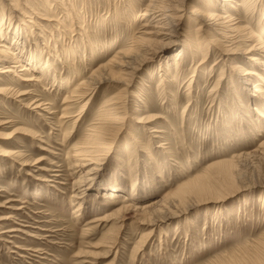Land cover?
I'll use <instances>...</instances> for the list:
<instances>
[{"label":"rangeland","instance_id":"obj_1","mask_svg":"<svg viewBox=\"0 0 264 264\" xmlns=\"http://www.w3.org/2000/svg\"><path fill=\"white\" fill-rule=\"evenodd\" d=\"M12 1L0 0V16L5 12L14 20L9 29V23L3 27L8 33L1 49L17 53V40L28 46L18 60L33 59L30 67L36 69L19 75L40 82L0 74V84L31 92L16 100L0 96V148L16 153L0 156V264H264V118L255 112L264 114V66L249 61L250 43L226 39L230 54L209 53L189 87L192 66L202 56L181 57L184 74L175 63L197 36L190 32L196 16L189 12L204 0H20L29 6L40 1L33 10L42 18L28 11L34 24L23 20ZM54 2L66 10L76 7L77 15L70 19L72 11L67 14ZM159 2L171 15L170 24L162 30L153 29L155 22L148 25L153 33L169 34L174 43L168 46L163 36L131 31L144 23L141 11ZM46 3L58 16L47 13ZM221 4L222 12L245 27L244 10L237 15L230 3ZM55 16L77 31L57 36L58 23L53 29L43 18ZM85 18L81 31L77 21ZM258 22L255 16L250 27L264 36V19L260 27ZM88 33L96 41L84 39ZM140 37L149 39L144 45L158 52L155 58L137 50L125 57ZM207 37L225 43L218 33ZM260 54L264 61V51ZM219 56L223 61L214 66ZM0 59V67L16 62ZM243 70L256 76L243 77ZM99 80L90 108L74 125L71 117L81 105L66 109L65 98L78 84ZM254 85L263 93L254 92ZM120 89L127 92L123 101L130 116L160 119L148 125L124 119L129 126L122 134L106 129V155L96 154L97 164L76 168L82 140L100 126L104 102ZM34 101L42 109L35 110ZM65 112L70 119L62 120ZM152 127L162 131L159 138L149 133ZM91 154L96 159L95 149ZM196 182L204 193L187 190Z\"/></svg>","mask_w":264,"mask_h":264},{"label":"bare ground","instance_id":"obj_2","mask_svg":"<svg viewBox=\"0 0 264 264\" xmlns=\"http://www.w3.org/2000/svg\"><path fill=\"white\" fill-rule=\"evenodd\" d=\"M47 1L49 2V0H47ZM204 1H205L204 4H203V2L197 3V6H199V8L196 9L195 7H192L190 12H189L192 15L196 16V19L193 20V23L191 25L192 28H195V30H191L190 32L192 34H196L197 36L193 41L189 42V44H187L186 46H184V48H182V50L177 55V61L175 63L176 70L178 71L180 69V72L182 74H184L183 64H182V61H180L181 57H184V60H185V56L191 57L192 59H196V57H198L199 55L202 56L200 62H198L197 65L192 66L193 73L191 74L190 80L187 82L189 84V87H192L195 83V81L193 79L198 74V68L202 67L203 64L209 60V58H208L209 53L212 54L213 51L219 50L221 55L228 56L230 54L229 51H232L233 49L227 48L229 46L226 45L228 43V41H226V39L227 40H234V38H236V39H241V40H245L246 42H249L250 43L249 46L245 45L246 47H248L245 54L250 56L249 61L251 63L256 64L257 66H259V65L264 66V61L259 60V58L257 57L258 55H261L260 54L261 52L264 51V36L260 33V31L257 34V32L255 30H252L253 28L250 27L251 26L250 22L255 18V16H256L257 20L259 21L257 27H260L261 23H263L264 0H204ZM54 3L56 4V7L59 8V10L64 9L67 14H70L69 11H72L71 14L69 15L70 19L77 15V13L74 11V9H76V7H73V8L69 7L66 10L65 9L66 6L63 8H62V6L61 7L58 6V4L60 2H54ZM221 3H223V4L230 3V6H231L230 8L235 10L234 13H236V11L244 10L245 16H246V21L245 22L243 21L241 23H246V24H244L245 27L239 28V26H237V25H240V24H239V22H237L236 18H233V16L230 15L229 12H226V13L222 12L225 10H224V7L222 8ZM29 4L31 6L26 5V4H22L20 0H14L11 3V7L13 9H15V11L16 10L20 11V15L23 17V20H24V18H30L32 20H30L28 23L34 24L35 23L33 21L34 17H30L28 15V11L33 13V15H35L37 18H42L41 16H39L37 11L33 10V8H40L41 3L39 1L37 4L35 2L34 3L29 2ZM22 5L24 7H26L27 9L24 8ZM163 5L164 4L162 2H159V5H155V4L150 3L148 6H146L140 13V20L141 21L144 20V23L140 24L138 29L134 30L135 27H132L131 28L132 33L147 34V35H151L153 37V35L157 34V33H153L150 31V27L152 26V25H148V24H150L149 23L150 21L155 22V24H157V26H154L153 29H161V30L166 29L165 26H168L170 24L169 19H172V17H171V15H166V13H165L166 6L164 7ZM52 6H53L52 3H49V4L46 3L45 7L47 9V13H49V14L53 13L56 15L55 11L57 9L52 7ZM107 13L110 14V11ZM56 16H58V14ZM56 16H55V18H49V19H46L45 17H43V18L48 21L49 26L51 28L55 29L56 28L55 24H57V23L62 28V29L61 28L59 29V34L57 36H61L62 34H65V31H67V32H69V31L76 32L77 31L76 28L73 29L74 27L68 29L69 26H67L64 23V21L61 22L60 20H56ZM247 16H250V17L247 18ZM259 18H261V19L259 20ZM150 19H152V20H150ZM176 19H182V16H180ZM12 21H14V20H13V17L11 14L8 15V14H5V12H4L0 16V55L3 58V62L9 61V60L10 61H14V60L16 61V62H12L11 65L9 64L6 67H0V74L1 75L14 74L15 77H18L19 79H21L25 83L40 82V80L33 75L31 77L25 76L23 78L19 75L20 74L19 72L29 74V73H32L34 69H36L34 63H33L34 69H31V67H30V66H33L32 65L33 59L28 58L29 63H27V62L24 63L23 60H18L20 57H22V54L24 53V51L28 50L27 49L28 46H26L23 42L20 43V41L17 40V42H15L17 48L16 47L15 48L18 50L19 53L18 52L15 53L16 50L13 51L12 48H6V50L1 49V48L5 47L2 43L5 42L3 40H6V37H7V35H5L6 34L5 32H7V31L4 30L3 27L9 23V25H8V29H9L13 24ZM19 21L22 22V20H20V18H19ZM36 23H37V21H36ZM85 23H86V18L83 19V21H77V25H76L77 29L79 28L82 31L83 29L81 27V24L85 25ZM22 24H24L26 29H28L27 24H25V23H22ZM209 26H212L214 30L210 31L208 29ZM107 30H108V27L105 29V32H107ZM96 32H98V30L97 31L95 30L94 34ZM212 32L218 33L219 35H221V37L225 40V43H221L220 41H218L217 39H214V38L211 39V41H208L209 39L207 36L209 33H212ZM18 33L19 32H17V34ZM48 33L49 32H47V34ZM52 34L50 33L51 38L57 37L56 35L54 36V34L53 35ZM83 34H85V33H83ZM94 34L88 33L87 35H85L86 37L84 39L87 38V41H93V40L96 41V38L92 37V36H96ZM157 35L163 36L164 40L168 41L167 42L168 44L166 46H168L170 43H174L172 41V38H169V34H167L166 32L159 31V33ZM38 36L40 37V35H38ZM45 38H46V36H45ZM82 40H83V38H82ZM147 40H149V39H147L145 37H140L137 40H132V46H134V47L130 48V49L127 48V52H125V54L127 56H125V57L132 58L131 57L132 53L134 52V50H137L138 52L143 53V56L145 55V57L150 56L152 58H155L158 55V54L157 55H155V54L158 52L156 50L152 51V49H150V48H148V46L144 45V44H146ZM70 41H72V38ZM55 42H59V40L56 39ZM71 43L69 44V47H70L69 50L71 49V51H70L71 54L69 56L74 57L75 53H76L77 44L75 41V43H74L75 44V47H74L75 50L73 51V44H71ZM184 45H185V43H184ZM88 47H90V46H88ZM91 48H92V46H91ZM60 49L62 51L61 55L66 53V51L65 52L63 51L64 50L63 47ZM69 50H67V52ZM90 54L92 55V50L90 51ZM10 55H13V56H10ZM0 60H2V59H0ZM222 61H223V59H221V57L219 56L217 58L216 62L214 63V66L219 65ZM46 64L47 63H45V65ZM166 69H167V67H166ZM123 70L126 71L125 69H123ZM167 72H169V70H167ZM180 72H179V75H180ZM252 72L243 70L241 73V76L246 77V78H250L249 76H252V75L256 76V74H254ZM110 73H111V76L114 77L115 74L112 73L111 71H110ZM164 81H166V80H164ZM100 82H101L100 80L97 83L82 82V83L78 84L77 86H75L73 88L72 92L65 98L64 104H66V109H72V106H80L81 105V107L79 108L80 110H79L78 114L74 115L73 117H71L72 116V115H70L71 113L65 112L63 114L62 120L70 119V117H71V121L74 123V125H76V123L79 122V119L83 116V114L87 111V109L90 108V104H92L91 101L97 95L96 93H98L97 92L98 87H100L102 84V82L101 83ZM106 82L108 83V81H106ZM263 82H264V80H263ZM256 88H257V85H254V92H257L259 94L263 93L261 90L256 89ZM125 94H127V92L125 90L123 91L120 89V90H118V92L111 95L112 97H110L109 99H106V101L104 102V104L101 108V111H100L101 113L99 114V118H101L100 126L98 128H94L93 130H90V134H88V135L86 134V136L84 137L85 140H88L91 143H84L85 140H82V149L80 151L76 152L77 155L79 156L78 160L76 161V164L74 165L76 168H81V166L82 167H88L85 165V163H87V162H89V163L93 162V165H95V164H97V161H99V159H100L97 157V155H99V156L100 155H104V156L106 155V153L103 154V149H104L103 146L105 144L103 142H105L108 139V135L107 134L105 135V132L107 131L106 129H113V130H115L116 133L122 134L126 130V128L129 126V125L123 124L122 120H124V119L130 120V118H131V120L137 125H148L149 123H155L158 119H160V117L156 116V115L130 116L131 110H130V108H128L126 106V103H124V101H123ZM28 95H31V92L16 91V90L12 89L10 86L5 85L4 83L0 84V96H2L4 98H9V99L13 98L16 100V99H19L21 97H25ZM129 97H136V94L131 93ZM87 98H88V100L86 102H84ZM32 105L35 106L34 107L35 110H36V108L42 109V107L44 106V105L40 104L39 101L32 102L31 106ZM189 108H190V104L188 103V105L184 109V112H187ZM258 110H259V108L255 109V112L258 114V116L264 118V114L262 113L263 111H258ZM8 123H11V122H8ZM149 133L151 135H153V138H159V136H157V135L162 133V131L152 127L149 129ZM65 135L69 136L66 132H65ZM104 135L106 137H104V139L102 140V136H104ZM114 135L112 138H114ZM101 140H102V142H100ZM111 145H112V143H111ZM160 147L162 148V146H160ZM94 149H95V155L97 154L96 159L93 158L92 154H91V150H94ZM13 155H16V153L7 152L3 148H0V156L10 157ZM198 180H200V178ZM201 180H203V179L201 178ZM194 182H195V180H194ZM197 182L194 185H192L193 184L192 183L191 184L192 186L187 187V190L188 189H191V190L192 189H200L201 191H203L202 193H204L206 191L203 189L204 186L201 189V185L198 186ZM189 185H190V183H189ZM186 186H188V184ZM183 188H185V187H183ZM185 190H186V188H185ZM185 190H182L181 194H185L186 192L189 191V190L188 191H185ZM102 220H103V218H102ZM101 221H99V222H101ZM142 223H144V222H142ZM153 225H155V224L153 223ZM151 235H152V232H150L147 235L146 234L143 235L142 243L144 241L148 240Z\"/></svg>","mask_w":264,"mask_h":264}]
</instances>
